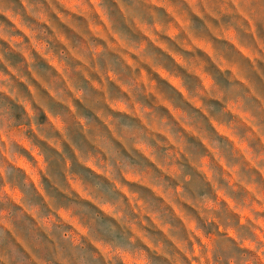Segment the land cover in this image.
I'll return each instance as SVG.
<instances>
[{"label": "clouds", "instance_id": "9594fccd", "mask_svg": "<svg viewBox=\"0 0 264 264\" xmlns=\"http://www.w3.org/2000/svg\"><path fill=\"white\" fill-rule=\"evenodd\" d=\"M0 264H264V0H0Z\"/></svg>", "mask_w": 264, "mask_h": 264}]
</instances>
